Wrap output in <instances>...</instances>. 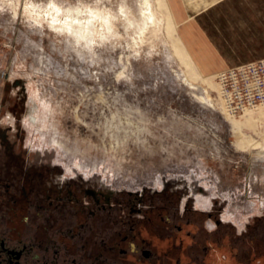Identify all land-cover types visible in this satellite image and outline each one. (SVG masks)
<instances>
[{
  "label": "rangeland",
  "instance_id": "374dc122",
  "mask_svg": "<svg viewBox=\"0 0 264 264\" xmlns=\"http://www.w3.org/2000/svg\"><path fill=\"white\" fill-rule=\"evenodd\" d=\"M175 7L226 66L264 58V0H0V127L15 133L24 101L27 145L67 170L126 190L201 185L238 234L258 231L237 250L264 264V107L226 106L228 67L199 69Z\"/></svg>",
  "mask_w": 264,
  "mask_h": 264
},
{
  "label": "flooded vegetation",
  "instance_id": "af4514ba",
  "mask_svg": "<svg viewBox=\"0 0 264 264\" xmlns=\"http://www.w3.org/2000/svg\"><path fill=\"white\" fill-rule=\"evenodd\" d=\"M24 105L15 133L0 127V264H251L237 247L258 231L238 234L201 185L126 190L67 170L27 145Z\"/></svg>",
  "mask_w": 264,
  "mask_h": 264
},
{
  "label": "built area",
  "instance_id": "2783aa9c",
  "mask_svg": "<svg viewBox=\"0 0 264 264\" xmlns=\"http://www.w3.org/2000/svg\"><path fill=\"white\" fill-rule=\"evenodd\" d=\"M226 106L235 113L264 107V58L221 72L218 77Z\"/></svg>",
  "mask_w": 264,
  "mask_h": 264
},
{
  "label": "crops",
  "instance_id": "0c3cea01",
  "mask_svg": "<svg viewBox=\"0 0 264 264\" xmlns=\"http://www.w3.org/2000/svg\"><path fill=\"white\" fill-rule=\"evenodd\" d=\"M174 12L176 22L180 26L181 39L199 69L205 74L226 69L228 66H226L224 57L210 40L198 20L191 17L183 7H175Z\"/></svg>",
  "mask_w": 264,
  "mask_h": 264
},
{
  "label": "bare ground",
  "instance_id": "6f19581e",
  "mask_svg": "<svg viewBox=\"0 0 264 264\" xmlns=\"http://www.w3.org/2000/svg\"><path fill=\"white\" fill-rule=\"evenodd\" d=\"M85 29V28H84ZM85 34V33H84ZM240 151V150H239Z\"/></svg>",
  "mask_w": 264,
  "mask_h": 264
}]
</instances>
